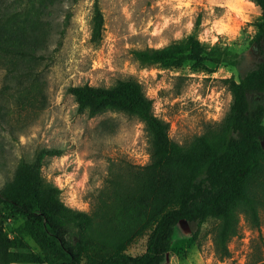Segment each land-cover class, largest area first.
I'll use <instances>...</instances> for the list:
<instances>
[{"label":"rangeland","instance_id":"1","mask_svg":"<svg viewBox=\"0 0 264 264\" xmlns=\"http://www.w3.org/2000/svg\"><path fill=\"white\" fill-rule=\"evenodd\" d=\"M12 1L0 0V8ZM95 5L103 20L98 40L91 35ZM259 15L250 0L47 2L45 48L34 58L0 63V189L20 160H32L41 149H59V155L44 157L43 179L60 189L67 206L91 212L110 169L149 162L150 138L133 115L111 109L94 116L78 112L67 89L137 81L152 100L153 113L168 123L170 138L187 146L223 121L231 101L224 79L238 80L258 60L250 41ZM192 32L208 49L222 52L213 71H196L188 63L143 66L133 56V50L182 42ZM20 223L12 220L4 227L10 232ZM217 228L212 219L198 228L179 223L161 264H264V207L257 227L239 214L226 257L216 249ZM26 241L39 251L29 237ZM145 242V235L137 237L126 252L140 255Z\"/></svg>","mask_w":264,"mask_h":264},{"label":"trees","instance_id":"2","mask_svg":"<svg viewBox=\"0 0 264 264\" xmlns=\"http://www.w3.org/2000/svg\"><path fill=\"white\" fill-rule=\"evenodd\" d=\"M49 1L13 0L0 8V63L31 59L45 48L42 17ZM250 1L260 10L250 41L258 60L238 80L224 79L231 101L223 121L187 146L170 138L168 123L153 113L152 100L137 81L67 89L78 112L94 116L111 109L137 117L150 138V160L110 169L91 212L67 206L60 189L43 179L44 157L59 155V149H41L32 160H20L0 189V264H161L179 223L198 228L209 219L218 222L216 249L226 257L239 214L259 225V208L264 207V0ZM102 26L95 5L93 40L100 38ZM132 53L143 66L188 63L193 70L209 72L222 54L208 49L194 32L182 42ZM12 220L21 223L8 232L4 224ZM142 235L145 250L128 254V245Z\"/></svg>","mask_w":264,"mask_h":264}]
</instances>
